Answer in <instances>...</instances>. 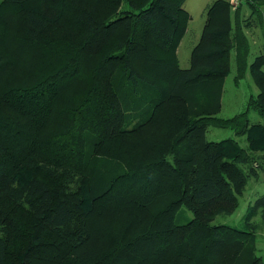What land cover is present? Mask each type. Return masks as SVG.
Masks as SVG:
<instances>
[{"label":"trees","instance_id":"1","mask_svg":"<svg viewBox=\"0 0 264 264\" xmlns=\"http://www.w3.org/2000/svg\"><path fill=\"white\" fill-rule=\"evenodd\" d=\"M122 1L131 9L100 23L91 7H81L76 10V21L84 29L77 35L80 39L62 35L71 29L66 25L55 40H44L43 35L63 19L66 0L0 4V104L7 103L17 114L11 123L0 120V264H9L13 247L23 253L19 264H32L31 249L46 242L48 234L60 239L76 235L79 213L60 188L71 192L74 185L81 191L95 177L97 164L104 185L88 193L93 219L105 233L123 228L106 264H264L255 256L253 233L212 224L215 215H229L237 208L241 187L248 181L246 169L256 170L254 161L237 141L208 143L204 136L209 127L224 128L237 137L248 135L253 151L258 142L264 146V124L249 118L255 111L264 120V56L249 65L245 27L233 25L229 17V23L220 19L229 3L219 1L208 10L191 66L182 69L177 50L191 19L184 8L187 0L100 3L119 6ZM15 19L24 30L21 45L30 48L26 55L32 54L34 77L28 83L9 78L16 68L9 47L14 38L9 25L14 27ZM233 53L236 79L250 71L259 93L250 98L246 112L222 119L216 116L221 94L212 87L230 74ZM176 97L193 102L198 112L209 107L214 114L191 112L188 116L196 119L183 126H158L156 143L145 145V153L156 151L153 155L135 153L128 158L101 147L149 128L168 103L175 107ZM166 115L178 119L171 112ZM21 129L33 134L38 149L23 157L32 162L31 170L18 179L5 140ZM46 132L48 137L42 138ZM231 179L240 182L232 181L233 186ZM183 205L193 210L213 207L194 211L193 220L177 225L176 214ZM254 205L246 216L249 226L260 208L264 212V197Z\"/></svg>","mask_w":264,"mask_h":264},{"label":"rangeland","instance_id":"2","mask_svg":"<svg viewBox=\"0 0 264 264\" xmlns=\"http://www.w3.org/2000/svg\"><path fill=\"white\" fill-rule=\"evenodd\" d=\"M4 0H0V4ZM219 1H227L229 3V8L223 9V20L226 17L231 19L233 25L240 24L245 27L244 31L248 37L250 45V57L248 59L249 65L253 63L256 57L264 56V0H187L184 8L189 13L191 19L188 26V30L181 41L179 46V63L183 68H187L190 62L191 50L195 44L199 41L203 29L205 27L208 10L213 7ZM142 4V3H141ZM83 6L91 7L96 15L98 22H106L109 19L121 16L122 11L131 9L129 4L122 1L119 6L102 4L100 0H66L65 2V14L60 22L52 23L45 31L43 38L44 40H55L61 36L62 29L68 28L66 25L70 26L69 31L64 32L62 35L69 37L79 38L77 35H82L84 29L76 21V10ZM261 10V11H260ZM258 12H262L261 15ZM227 19V18H226ZM226 23H229V20ZM15 26H10V30L13 29L14 38L9 41V47L12 48V54L14 55L16 61V68L14 72H9V78L19 83H28L33 79V69L32 66V54L26 55V52L30 50L27 46L21 45V36L23 35L22 22L15 19ZM228 21V22H227ZM14 22V21H13ZM26 47V48H24ZM24 48V49H23ZM181 67V68H182ZM238 75L237 65L235 62V53L232 54L231 61V71L230 74L224 79V81L215 85L214 89L220 92V106L221 110L216 115L222 119L232 118L239 114L247 111V105L252 96L256 97L259 93V88L255 84L250 71L245 75L243 79L238 81L236 79ZM19 80V81H18ZM215 83V82H214ZM213 83V84H214ZM198 91H202L199 88ZM203 96H206L203 93ZM172 100L177 101L175 107L173 104L168 103L163 110V112L157 113V119L152 126L149 128L137 132L128 133L123 135L120 142H115L110 145L102 144V148L108 154H116L122 152L123 154H128V158L136 155H153L155 152L145 153V145L156 143L153 139L158 133L159 127L163 129L161 124L164 126L175 125H185L186 120L196 119V113L198 115H203V113L214 114L209 107L206 108V112L197 111L193 109V102H182L177 97ZM172 116H177L178 119H174L166 114L170 113ZM193 112L196 115H189ZM17 117V114L9 108L7 103L0 104V120L2 123H11ZM189 117V118H188ZM249 118L252 123L264 124V120L255 111L249 112ZM26 123H29L32 127L33 121L26 118ZM132 126H126L128 131ZM159 126V127H158ZM147 133V134H145ZM113 136V135H110ZM154 136V137H153ZM206 142H226L228 140H235L239 143V146L245 149L248 153V158L254 161L253 167L256 170L246 169V165H242L243 169H246L245 174L247 175V182L241 187L243 193L238 197V206L234 211L231 210V214H217L213 218V225H228L238 229H242L253 233L255 236V256L263 259L264 262V212L263 209H259L258 215L252 219L251 225L246 223V216L253 208L254 203L257 199L264 197V146L261 143L257 144L258 149L253 151V146L249 143L250 137L248 135L237 137L234 132L230 129L209 127L205 132ZM48 137V132H46L42 138ZM33 134L27 129H21L18 134L11 135L8 134L5 143L9 150L8 159L13 167V170L17 173L18 179L27 176L31 170V161H23V157L30 153L32 149H38L37 145L34 143ZM118 140V139H117ZM145 140V141H143ZM151 142V143H150ZM259 144V145H258ZM150 145L147 147L150 150ZM109 147V149H108ZM97 149V148H96ZM148 150V151H149ZM25 151V152H24ZM98 151V150H97ZM24 154L22 155V153ZM142 152V153H139ZM98 157H101V153H97ZM104 156V155H103ZM108 161V160H106ZM113 162L118 163L116 158L113 156ZM112 162V163H113ZM98 169L94 171L95 177L91 176V180L83 186L82 190L79 191L77 186L71 185L70 190H65L64 188L60 190L66 194L67 201H73V205L77 209L80 217V228L73 238L60 239L54 234H48L46 242L42 243L36 248L31 249V254L29 258L32 264H106L108 255L110 251L114 248V244L119 241V235L122 233V227L113 228L110 231L109 236L107 229L106 233L99 227L100 223L93 219L94 214L92 213V206L90 203V191L95 187H101L104 185L102 175L100 174V165ZM254 171V172H253ZM239 183V180L231 179L230 182L234 186V182ZM239 181V182H238ZM92 187V188H91ZM79 191V192H76ZM76 192V193H74ZM84 195H81L79 193ZM92 194V193H91ZM68 195V196H67ZM213 206L204 207H194V210L183 205L176 214V224L185 225L189 223L194 218V213L205 212L212 209ZM195 211V212H194ZM145 212V211H144ZM107 212H105L106 214ZM143 213V212H140ZM128 213L125 212V215ZM110 215V214H109ZM113 215V214H112ZM126 217L124 214H121ZM114 216V215H113ZM117 217V216H116ZM109 221H114L112 217L107 216ZM116 225V222H115ZM23 260V253L21 250L13 247L12 253L9 257V264H19Z\"/></svg>","mask_w":264,"mask_h":264},{"label":"crops","instance_id":"3","mask_svg":"<svg viewBox=\"0 0 264 264\" xmlns=\"http://www.w3.org/2000/svg\"><path fill=\"white\" fill-rule=\"evenodd\" d=\"M202 35V34H201ZM201 38V37H200ZM200 40V39H199ZM183 42V41H182ZM199 43V41L195 44V46L197 45ZM182 44V43H181ZM180 44V45H181ZM194 46V47H195ZM194 47H193V49H194ZM180 48V47H179ZM179 48H178V51H179ZM193 49L191 50V54H192V51H193ZM178 51H177V55H178V58H179V53H178ZM191 54H190V62H189V66L187 67V68H183L182 66V69H188L190 66H191ZM179 61H180V59H179Z\"/></svg>","mask_w":264,"mask_h":264},{"label":"built area","instance_id":"4","mask_svg":"<svg viewBox=\"0 0 264 264\" xmlns=\"http://www.w3.org/2000/svg\"><path fill=\"white\" fill-rule=\"evenodd\" d=\"M236 1V0H235Z\"/></svg>","mask_w":264,"mask_h":264}]
</instances>
